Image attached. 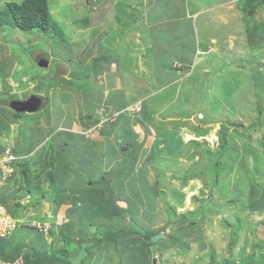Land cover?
I'll list each match as a JSON object with an SVG mask.
<instances>
[{
  "label": "rangeland",
  "instance_id": "1",
  "mask_svg": "<svg viewBox=\"0 0 264 264\" xmlns=\"http://www.w3.org/2000/svg\"><path fill=\"white\" fill-rule=\"evenodd\" d=\"M23 1L24 0H0V11L6 9L10 4H22ZM227 1L228 0H200V5L202 3L201 8L203 7V15L197 21V18L193 21L194 25L196 24L199 27L200 40L213 34L223 37V25L231 26L228 32L231 35L230 39L234 41V39L242 37L244 50L246 49V45L252 40L249 33L245 34L246 32L244 31L246 26H244V24H247V21L249 23L253 21L258 27L255 34L257 35L256 40H252L251 42L252 46L248 51V57L246 56L248 63L245 64L246 66L244 69L253 71L258 65L259 67L252 72L254 74L244 75L242 77V83L245 84H243L239 90L242 96L237 95L236 78L232 80L229 79L227 74L220 73L219 77H216V79L219 80V86L217 87L218 89L216 90L215 96L205 92L204 96L206 97L202 98V105H204V109L202 110H204V113L207 108H210L220 114H214L212 112L209 113L214 115L195 113L193 117L194 120L197 119V121L201 123L200 128L202 130V123H210L214 122V120L216 123H219L220 119L223 118L225 121L223 127L225 126L228 129L227 135L220 133L219 124H214L207 127L206 133L202 134L203 137L200 139L199 137H193L192 140H195L199 144L198 146L196 145V155L199 154L200 162L198 164L194 163L193 167H190L189 170L184 168L183 173L174 168V164L176 165L177 158L180 155V153L177 152L179 149L174 146L163 148L162 152L165 154H163V157H160L159 154L153 155L151 151L149 153L146 152V159H144L142 163H138V160L141 158V156H139L141 154L139 148H137L139 155H136L135 158L132 155H126L128 152H123L122 148H120L121 156H125V161L128 160L127 166L122 165V168L117 167L116 169L119 168L118 172L115 175L109 176L108 181L112 184L109 182H100L96 185L99 189H102L100 188L102 185L105 192L109 193L103 196L108 199L111 198L112 195L110 194L113 192L122 193L128 191V187L135 189L137 184L139 188L135 189V191L141 189V192L143 191L147 196L149 192L151 194L150 198L156 202L157 206L156 210L150 213L151 218L147 221L143 219L141 215L142 212L139 208L133 212L135 215L138 213V218L141 220L140 222L145 224L143 226L137 223V226L143 230L149 227L154 231H159L170 225L173 226V229L175 226H178L176 222H179L183 217L188 219V221L184 222V226H188L192 221L198 222L197 227L191 230L185 237L182 236L184 237L183 246L174 244L170 246L165 254L162 255L157 253L155 257L156 264H264V210H253L252 207L253 201L259 196L260 188L264 186V65L261 64L262 60L264 62V0H257L256 3L249 1L247 6L245 5L247 11H244L246 15L243 13L245 16L243 15L237 20L230 14V12L234 13L233 10L229 9L230 7H226L230 6L226 5ZM242 1L246 3L245 0ZM259 1L262 5L261 7L257 5ZM218 5H220L219 7L221 8L217 9L216 7ZM50 6L53 21L60 25V29H63L65 33V36L61 37L62 40L60 37H55L53 35L47 36L39 31H23L17 27L13 19H6V23L0 26V105L2 108L0 109V126L3 125L0 129H3L4 132H2V134L5 135L9 142H14L17 151L20 150V146L22 148V143H28V145H30L28 140L32 139L34 133L31 131L29 124L26 123L22 127V122L17 123L13 119L11 121L12 113H14L12 109L14 107V99L12 96L18 97V101H20V98L25 100L26 97H31L35 94L46 95V97L50 99V104L46 109L31 114L30 118L26 120L29 121L35 118L38 119V124H44L47 121L56 122L58 120L59 113L63 112V104L60 103V100L66 101V98H78V107L72 113V115L75 116L77 111L85 113V110L88 111V108L100 112L102 106L115 100L114 96H116V92L114 91V80L111 77L112 75L107 74L98 78L95 76L91 65L94 56H97L100 52L105 54L111 53L109 50L103 49V45L97 43L96 39L101 24L104 25V23L97 21L98 12H101V10L103 11L102 5L99 6V3L96 4L94 0H50ZM207 7H209L208 9L210 10L205 12L204 8ZM235 9L238 10L239 8ZM258 9L260 10L259 13L256 12ZM248 11L252 13L250 14ZM253 11H255L254 14ZM218 12H221V16ZM206 13L209 14V17ZM213 15H216L217 19L219 17L224 24L219 21H212L210 17ZM88 18L90 19L89 25L86 23ZM94 21L98 23L95 24ZM110 28H112V26H110ZM239 31H242V33H239L240 36L237 35ZM99 32H102V30ZM253 32L255 33V31ZM184 37L187 38L186 45L190 44L191 35L189 32L187 36L185 35ZM197 45L198 43L196 42L192 63L196 71V76L191 81L183 83L185 87H193L194 89H199L195 85H198L201 80L211 79L214 81L217 75L216 70L206 75V69L213 65L210 63L213 57L210 55L204 56L207 54V50H204L202 54H197L195 50ZM214 49L215 48L212 50L215 51ZM188 50L187 47L181 56L188 57ZM111 51L114 57L123 56V59H125L128 54L127 45L123 40L118 50L113 49ZM63 54H65V58ZM48 56L58 61L71 63L74 70L72 75V77L74 76L73 80H80V78L83 77V80L85 79L84 82L88 84L86 90H82L83 93L81 94L78 90L79 86L76 84V81H74L73 84L77 89L72 87V84L69 85L67 82L69 81L68 79L71 80V75L65 79L60 78L56 82L50 81L54 76L51 69L54 70V68L45 69L39 66V63ZM219 61L222 62L223 59L221 58ZM221 62L219 63L221 64ZM50 65L52 66L53 63L51 62ZM222 67H225V63ZM225 72H228V69H226ZM49 74L51 77L50 79L48 77ZM83 80L80 82L81 85L83 84ZM101 83L103 84L101 85ZM92 85L93 88L91 89ZM252 87L255 88V91L251 90ZM105 88L106 90H104ZM255 94L256 97H254ZM159 100H161L159 97L153 98L150 103H159ZM188 102L189 99L182 95L178 103V106H181L182 111L180 112H182V118L188 116V112L186 111L188 109H183V107H186L184 103ZM12 104L13 106H10ZM99 105L101 106L97 107ZM196 105L197 103H195V100L192 105H189L193 112L198 111L196 109L201 107ZM69 110L72 111L73 108H69ZM230 111L238 113V115L222 114H230ZM22 116L24 118H21L25 121L27 116H24V114ZM91 116H93V113L85 116V119L82 118L85 122H88ZM204 118H206L204 122H201ZM229 119L231 121H238L237 123H228V121H230ZM100 125L101 124H99V126ZM21 131L24 137L27 138L24 142ZM126 131L127 130L124 129V132ZM223 143H225L224 147H222ZM3 147H5V145H3ZM47 150L50 151L51 147H48ZM67 151V158H74L79 162L78 153L75 151L73 153L71 149H67ZM96 152L99 155L98 157L101 158V152L99 150H96ZM48 156L49 159L42 154L31 157L29 164L33 168L31 169L33 177L30 180V186L27 190H25L23 182L21 181V175L15 173L17 171L18 173L20 172L17 169H14L13 176L11 177L13 180L16 178V180L13 182L11 180L7 181V186H2L0 188V199L7 198L10 187L14 188V192L17 196H23L16 197L17 199L22 198L20 204L25 208L18 212L19 218H16L22 219L25 222L21 226L22 231L19 233L21 244L25 243V236L28 235V233L38 237V232L27 229L30 228V226L36 228L32 226V223L34 221L36 222L38 219L37 217L40 215L45 218L43 223L49 220L51 221L53 218L56 222L55 224H59L56 226H63L64 222L67 224L79 218L78 212L75 210L76 213L71 212L68 215H65L60 210L57 211L56 214L47 212L52 203L51 199L50 201L36 200L32 202L33 205H27L26 202L30 198L29 195H31L27 193L28 190L33 191V193L38 194L40 197L46 193L49 196L55 191L50 186L48 179L45 178V173L48 170L47 166L50 164L48 161H50L51 153H49ZM85 156L90 158L93 162L91 164L92 166L88 165ZM168 157L169 160H166ZM219 157L222 160L220 159V166L218 168H222V170L214 171V164ZM109 160H111V158ZM45 161L46 164L44 165ZM94 162L92 156L83 152V165L81 164L83 166V171H81L80 165H78L79 170H77L79 174H82L81 177H83V182L81 181V183L83 184V188L78 190V186L81 183H77L73 187L78 193H82V190L84 192L92 190V183L90 184L88 180L91 177H99L98 175L101 174V172L107 170L103 163L101 166L98 164L99 168H97ZM134 163L135 169L139 166V172L141 170L140 173H137L135 179L134 174H131ZM108 171L110 172V169H108ZM70 177L75 182L74 177L72 175H70ZM178 177L184 186L189 183L186 191L187 193L185 194L189 195L190 189L192 191L190 193L192 196H190L189 203L187 204H184L182 201L184 196L182 195L181 188L169 187V190L165 188V190H168L166 192L161 190V187L166 186L167 182L170 183L175 181ZM38 179L41 189H36L34 186ZM68 180L71 183V180ZM190 181H192V183H190ZM155 186L157 187L155 188ZM213 188L216 190L215 196L209 201ZM109 189L114 190L109 191ZM153 190L155 193H152ZM50 191L52 192L50 193ZM32 197L33 196H31V199ZM115 198L118 199V197ZM7 201L9 207L14 209L17 208L12 199H8ZM207 201L209 202L206 204ZM118 205L122 208L126 207L123 200H118ZM79 206L81 205L79 204ZM171 206H173L174 210ZM104 207L107 208V211H105L104 208L101 209L100 212H98V210L96 212L90 211L87 216L94 214L108 215L111 209H108L107 205ZM57 216H60V218H57ZM131 217L132 216L127 213V218H125V220H96L95 226L103 228L105 225L111 223L114 225L111 228L112 230L114 228V231H117L118 228L133 230L131 226L133 222ZM39 222L42 223L41 221ZM172 229L169 228L168 232ZM135 230H137V227H135L133 231L135 232ZM36 231L41 232L39 229ZM178 232L182 235L184 234V230ZM42 233L45 235L48 245L52 246L53 239L51 235L45 234L44 232ZM167 238V236L165 239L162 237L158 240L160 242H153V248L158 250L159 248H156L157 244H162L160 251H164L170 242ZM15 246L16 244L13 245V247ZM29 250L28 247L24 249L25 252ZM99 253L100 251L95 253L94 259ZM112 253L113 252H111V254ZM114 256H116V254ZM155 258L152 259V264H155ZM129 264H134V261L130 260Z\"/></svg>",
  "mask_w": 264,
  "mask_h": 264
},
{
  "label": "crops",
  "instance_id": "2",
  "mask_svg": "<svg viewBox=\"0 0 264 264\" xmlns=\"http://www.w3.org/2000/svg\"><path fill=\"white\" fill-rule=\"evenodd\" d=\"M135 2L134 0L98 1L99 6L102 5L103 7V11L101 10V12H98L97 21L104 23V25L101 24V27L99 26L102 32H99L100 30H98V33L96 32L97 43L105 45L102 48L109 50H118V46H121L122 40L127 45L128 54L126 58L123 59V56L119 57L118 59L120 62L118 61V64H116L117 66L115 64L111 66L110 63H103L101 73L98 74V78L107 74L112 75L111 77L115 85L114 91L116 92V96H114L115 100L103 106L108 108V114L110 116L115 114L118 115V118L99 126L100 122L98 121L101 116L98 113L95 117L99 118L91 116L88 122H85L83 120L85 116L90 113L95 115L97 112L88 108V111L85 110V113L77 111L75 116H73L72 113L78 107V102L76 98H66V101L60 100V103L63 104V112L59 113L58 120L56 122L47 121L44 124H39L37 126L38 129L33 131L34 135L32 134L33 141H38V143H34L35 149L29 154L31 157L38 154L46 156L48 152L57 154L56 152L63 144H65L67 148L70 143L73 144L72 147L74 151L76 153L80 151L83 157V142L85 141V144L91 145V147H93V153L89 155L94 158L95 167H98V164L101 166L103 163L107 170L101 172V174L98 175L99 177L90 178L88 180L90 184L101 182L104 178L105 180L107 178L105 182H109V176L114 172H118L119 168L116 169L117 167L122 168L123 166H127L128 160L125 161V156H121L120 148H122V146L129 147L127 151L129 153L128 156H134V153L130 151L135 149L137 151V148L141 146V154L139 155L141 158L138 160V163H142L143 160L146 159V152L149 153L151 151L153 155L159 154L160 157H163V148L174 146L179 149L177 152L180 153L176 165L174 164L176 170H180V172L183 173L184 168L189 170L190 167H193L194 163L198 164L200 158L199 154L196 155V147L199 144L195 140H192V138L199 137L200 139L203 137L202 134L206 133L205 131H207L209 125L219 124V130H221L225 123L223 118L220 119L219 123H216L215 120L210 123L204 122L206 119L204 118L201 120V122H204L202 123V130L200 128L201 123H199L197 119H193L195 113H204V110H202L204 109L202 98L206 97L204 93L207 92L215 96L216 90L218 89L217 87L219 86V80H217L216 77H219L220 73H225L229 76V79L233 80V78H236L238 81H236L237 95L242 96L239 91L240 87L244 84L242 83V77L244 75L254 74L252 72L259 67L258 65L253 71L244 69L246 66L245 64L248 63L247 55L252 43L249 42L244 50L242 37H239V39L236 38L234 41L231 40V35L228 33L231 29L229 25H223V37L213 34L200 40L199 27L196 24L194 25L193 22L194 19L197 18V21L203 15V7L201 8L202 3L200 5V0H135ZM245 4L246 3L242 0H228L226 5L230 6L226 7H230L229 9L233 10L234 13L230 12V14L237 20L245 14ZM219 6L220 5L216 8H221ZM208 8L209 7L204 8V11L207 12L210 10ZM235 8L239 9L237 10ZM259 11L258 9L256 12L259 13ZM218 13L221 16V12ZM206 14L209 17V14ZM210 19L212 21L222 22L219 17L217 19L216 15L211 16ZM98 22L94 21L95 24ZM250 24L251 22L249 23L248 21L247 24H244V26H246L244 31L246 32L245 34L248 33ZM110 26H112V28H110ZM188 32L191 35V42L186 45L187 38L184 36H187ZM239 33H242V31L237 33L238 36H240ZM105 42L106 44H104ZM107 42L111 43L108 44ZM196 42L198 43L195 49L197 54H199V52L202 54L204 50H207V54L204 56L210 55L213 57V60L210 62L213 65L206 69V75L210 74L213 70H216L217 74L214 81L211 79L201 80L198 85H195L199 89L188 86L185 87L183 84L186 81H191L196 76V71L192 65ZM187 47L189 49L187 54L188 57L181 56ZM213 48H215V51L212 50ZM221 58L223 59L222 62L219 61ZM219 62H221V64ZM224 63L225 67H222ZM261 64L264 65L263 60ZM226 69H228V72H225ZM71 74L73 75L72 66ZM251 90L255 91V88L252 87ZM182 95L189 99L188 103H184L186 107H183L184 110L188 109L186 110L188 112L186 118L181 117V106H178ZM158 97L161 99L159 103H150L153 98ZM254 97H256V94ZM194 100L195 103H197L196 106H201L196 109L198 110L196 112H193L189 106L190 104L192 105ZM137 104L141 110L139 113L130 115L127 108ZM100 106L101 105L97 107ZM69 108H73V110L70 111ZM209 112L220 114L210 108H207L204 114L211 115L212 113ZM222 114L238 115V113H233L231 111L230 114ZM237 121L230 120L228 123H237ZM124 129L128 132H124ZM217 129L215 130L218 131ZM0 130H2L0 131L2 134L4 131L3 129ZM0 143V145H3L9 142L3 139ZM23 144L24 143H22V147ZM48 147H52L50 151L47 150ZM19 148H21V146ZM96 150L101 152V158L98 157L99 155ZM48 157L49 156H46V158ZM109 157L111 160H109ZM166 160H169V157L166 158ZM90 162L91 164L93 163L91 160ZM76 164L77 166L80 165L81 171H83V163L78 162L76 159H74V166L71 164L72 169L68 172L66 171L68 173V179L75 185L81 183V181L83 182V177H81L82 174L78 175L75 173L76 171L74 172ZM139 168L138 166L135 169V163L133 164L131 174H134V179L137 173L141 172V170L139 172ZM108 169H110V172ZM70 175L74 177L76 183ZM179 179L178 177L175 181L170 183L167 182L166 186L161 187V190L166 192L170 189L169 187L181 188L182 195L184 196L182 201L184 204H187L189 203L190 196H192L190 194L192 191L190 189L189 195H186L185 193H187L186 191L189 183L184 186ZM102 182L104 183V181ZM190 183H192V181H190ZM79 185H82V183ZM125 187L124 189L126 190ZM156 187L157 186H155V188ZM137 188H139L138 184L135 189ZM165 188L168 190H165ZM9 189L10 191L13 190L11 187ZM135 189L128 187V191L122 193L117 192V194L122 195L120 200H123L126 206V201L130 199L131 203L136 206V209L139 208L141 210L143 219L147 221L151 218L150 213L154 212L157 208L156 202L150 198L151 194L149 192L147 196L143 191L141 192V189L136 191ZM113 190L114 189H109V191ZM152 193H155L154 190ZM53 205L55 204H50V208L47 212L54 214L55 206ZM58 206L59 210L65 215L79 211L74 203L69 201ZM171 207L173 208V206ZM78 215L81 219V217H83L82 211L78 212ZM57 218H60V216H57ZM52 221H54L53 218ZM147 228L150 231H154L149 227ZM114 255L115 254H110L109 256L107 252L100 251L99 255H97L95 259L93 258L89 264H120L118 257ZM111 258L113 260H111Z\"/></svg>",
  "mask_w": 264,
  "mask_h": 264
},
{
  "label": "trees",
  "instance_id": "3",
  "mask_svg": "<svg viewBox=\"0 0 264 264\" xmlns=\"http://www.w3.org/2000/svg\"><path fill=\"white\" fill-rule=\"evenodd\" d=\"M98 1L101 0H94L96 4H98ZM249 1L256 3L257 0H246V6ZM257 5L258 7L262 6L260 4V1L258 2ZM50 7H51L50 0H24L22 4H17V3L10 4L6 9L0 11V26L6 23V19H13L17 24V27H19L23 31L26 32L39 31L47 36L53 35L55 37L56 36L60 37L61 39V37L65 36V33L63 29L62 30L60 29V25H58L53 21L52 14L50 12ZM254 13L255 11H253V14ZM84 20H83V26H84ZM86 23L88 25L90 24L89 18L86 21ZM257 29L258 27L252 21L248 27V33L253 41L256 40L257 35L255 34ZM253 31H255V33ZM107 43L110 44L111 42H107ZM104 44H106V42ZM63 57L65 58V54H63ZM55 61L57 60L55 59ZM107 62L110 64L112 63L111 59L109 58V54L105 55L103 52H101L99 56L97 55L96 57L93 58L92 65L94 67L93 70L95 76H98V74L101 73L103 63H107ZM51 71L53 74L54 70L51 69ZM48 77L49 79L51 78L50 74ZM87 85L88 84L86 82H83V84L80 85V87L81 89L82 87L84 89L85 87H87ZM12 97L14 101L18 99V97L16 96H12ZM0 109H2L1 105H0ZM23 114L24 113L14 111V113H12L11 116V121L13 119L17 123L22 122V127L26 123L29 124L32 132L37 130L38 129L37 126L39 125L38 119L34 118L29 121H26L30 118V114H29L26 115L27 117L25 118L26 121L25 122L23 119L24 117L22 116ZM1 127H3V125L0 126V128ZM220 131L221 134L227 135L228 129L224 126L221 128ZM22 138L23 140H27V138L24 137V134H22ZM28 141L30 142V145H28V143L26 144L24 143L23 144L24 147L19 148L20 149L19 151H17L15 148L14 152L19 159L13 163L14 169L20 171L19 173L18 171L15 173L17 175L18 174L21 175L22 177L21 181L23 182L25 190L29 188L30 180L33 177V174L31 173V169L33 168L29 164V161L31 159L30 158L31 156L29 154L35 149L34 143L36 142L38 143V141L36 142L33 141V137L31 140ZM224 145L225 143L222 144V147H224ZM72 146L73 144L70 143L66 148L65 144H63L56 152L57 154L55 153L53 154L51 152H48L46 154V156H48V154L51 153V158L50 161H48L50 164L49 166H47L48 170L45 173L46 174L45 178L48 179L50 186L52 187L53 190H55V191L52 190L53 194L48 196V194L46 193L40 197L38 194L33 193V191L31 190H28L27 193L28 194L30 193L31 196H33V201L34 200L50 201L51 199V202L55 204L53 205L55 206L53 212L54 214H56L57 211L59 210L58 205L67 203L68 201L72 202L74 203L75 207L79 209L78 212L82 211L83 217H81V219L78 218L76 221L68 222L67 224L61 226L60 228L53 226V228L50 230V235L53 239L52 246L48 245L46 241V237L42 232L36 231V229L32 227L28 228L27 230L38 232V237L31 233H28V235L25 236L26 238L25 243L21 244L20 242L21 238L19 233L20 231H22V229L21 227L18 228L15 232L11 234L10 237L0 238L1 260L13 262L19 259L20 257H22L25 264H89L93 260L96 252L105 251L109 254V256L111 252L116 254V256L120 261V264H129L130 260L134 261V264H152L151 261L153 258L156 257L157 253H160L162 255L165 254L166 251L170 248V246L174 244H179L183 246L184 244L183 238L191 230L197 227L198 222L192 221L191 223L188 224V226H184L185 225L184 222L188 221V219L183 217V219H180L179 222H176L178 226H175V228L173 229H172L173 226L170 225L168 227H164L159 231H150L148 230V228H144V227L143 228L145 230H143L142 228L137 226V223H140L143 226L145 224L140 222L141 220L138 218V213L136 215L133 213L137 209L136 206H134V204L131 203V200L129 199L128 201H126L127 206L125 208H122L118 205V200H120V197L122 195H118L116 192H113L112 194H110L112 195L110 199L104 198L103 196H106L109 193L105 192V189H103L102 185L100 187L102 189L96 187V185L99 184L100 182L92 183L93 186L92 190H89L88 192H84L82 190L81 194H77L78 192L73 189L75 184L69 182L68 173H67L69 170L72 169L71 164L72 165L74 164L73 158L66 157L68 153L67 149L68 150L71 149L72 152L74 153V148ZM138 148L141 149V146H139ZM92 150L93 147H91V145L85 144L84 141L83 152L89 155L93 153ZM130 152L134 153L133 156L134 158L136 155H139V152L136 151V149ZM77 153L79 156L78 159L79 162L83 163V159H81L82 153L80 151H77ZM127 155H129V153H127ZM220 157L218 158L217 162L214 164L215 165L214 171L222 170V168H218L220 166V161L222 160ZM47 159H49V157ZM46 161L44 162V165L46 164ZM87 162L88 165H91L89 158H87ZM94 165L96 164L94 163ZM77 170H79V168L76 164L74 172L76 171L75 173L79 175V172ZM116 173L117 172H114L112 175H115ZM14 180H16V178ZM14 180L13 178H11V181ZM102 181H104L105 183V181H107V178L106 180L104 178ZM35 183L36 184H34V186L36 187V189L39 188L41 189L39 179ZM81 188H83V184L78 186V190H81ZM52 191H50V193ZM215 192L216 190L213 188L210 196L211 198L209 197L210 198L209 201H211L214 198ZM16 197H23V196H19V195L17 196L13 188V190L9 192L7 198L6 197L1 198L0 202L8 208V211L15 218H19L18 212H20L21 209L24 210L25 208H23L20 204L21 202L20 200L22 198L17 199ZM115 197H118V199ZM8 199H12L14 201L15 206H17V208L14 209L12 207H9L7 203ZM209 201H207L206 204ZM26 203L27 205H33L28 201ZM79 204L81 206H79ZM105 205H107L108 209H111L108 215L94 214L87 216L88 212L90 211L96 212L98 210V212H100V210L103 208L105 211H107V208L104 207ZM252 207L253 210L256 209L264 210V186L260 188L259 196H257V198L253 201ZM127 213L130 216H132L131 219L133 222L131 226L133 230L135 229V227H137V230H135V232L133 230H124L125 228L124 229L118 228L117 231H114V228L113 230L111 229L114 226L111 223L105 225V227L103 228H99L95 226L96 220H110V219L125 220V218H127ZM37 218L41 222L45 221V218L42 217V215L38 216ZM169 228H171L172 230L168 232ZM181 230H184L183 235L180 232H178ZM160 233L165 234L163 239H165L167 236L168 237L167 240L170 241L169 244L167 245V248L162 252L160 251L162 244L159 245L157 244L156 248L157 249L159 248L158 250H155L152 245L154 244L152 240L153 237L157 236ZM14 244H16L15 247H13ZM26 247L30 249L28 252L24 251ZM111 260L113 259L111 258Z\"/></svg>",
  "mask_w": 264,
  "mask_h": 264
},
{
  "label": "built area",
  "instance_id": "4",
  "mask_svg": "<svg viewBox=\"0 0 264 264\" xmlns=\"http://www.w3.org/2000/svg\"><path fill=\"white\" fill-rule=\"evenodd\" d=\"M19 158L12 154L10 149H7L3 154H0V188L6 184L9 177L13 175V163ZM22 219H16L6 206L0 202V238H8L19 227ZM33 225L44 232L49 233L51 228L50 223L33 222ZM0 264H25L22 257L16 261H3L0 259Z\"/></svg>",
  "mask_w": 264,
  "mask_h": 264
},
{
  "label": "clouds",
  "instance_id": "5",
  "mask_svg": "<svg viewBox=\"0 0 264 264\" xmlns=\"http://www.w3.org/2000/svg\"><path fill=\"white\" fill-rule=\"evenodd\" d=\"M246 5V4H245ZM245 10H246V7H245ZM247 11V10H246ZM248 12H250V14L252 13L251 11H248ZM106 50H109V49H106ZM111 53L109 54V58L111 59V61H112V63L110 64L111 66H113V64H118V61H119V57H114L113 56V54H112V51L111 50H109ZM101 53V52H100ZM100 53L98 54V56L100 55ZM105 54V53H104ZM199 54H200V52H199ZM105 55H107V54H105ZM46 59V58H45ZM52 59V58H51ZM114 59V60H113ZM118 59V60H117ZM57 62H61V63H63V61H56V63ZM108 63V62H107ZM51 64V63H50ZM63 64H65V63H63ZM67 65H71V63H66ZM117 66V65H116ZM50 67V66H49ZM48 67V68H49ZM47 68V69H48ZM70 68H71V66H70ZM92 68H94L93 66H92ZM73 72H74V70H73ZM69 75H71V77H72V74H71V69H70V72H69V74H68V76ZM67 76V77H68ZM67 77H63L64 79L65 78H67ZM74 77V76H73ZM73 77L71 78V80L70 79H68L69 81L67 82L69 85H71L72 87H74L75 89H77L76 88V86L72 83V82H74V81H76V84H78V86L80 87V85H81V81L83 80V77L82 78H80V80H73ZM98 77V76H97ZM51 80H52V78H51ZM85 80V79H84ZM84 80H83V82H84ZM71 81V83H69ZM102 85V84H101ZM78 87V90H79V92H81V94L83 93V91L82 90H86V88L87 87H85L84 89H83V87H82V89H81V87L79 88ZM93 88V85L91 86V89ZM104 90H106V88L104 89ZM71 95V94H70ZM33 96V95H32ZM41 96H45L46 97V95H41ZM48 98V97H47ZM49 99V98H48ZM76 100H77V102H78V98H76ZM18 100H16V101H14L13 100V102H17ZM21 101V100H20ZM49 104H50V99H49ZM49 104H48V106H49ZM105 105H108V103H106ZM47 106V107H48ZM46 107V108H47ZM12 108V107H11ZM45 108V109H46ZM14 110V109H13ZM43 110V109H42ZM141 110V108L139 107V105L137 104V105H134L133 107H129V108H127V111L129 112V114L131 115V114H133V113H139V111ZM15 112H16V110H14ZM40 112V111H39ZM35 113H37V112H35ZM98 113H99V115L101 116L100 117V120L98 121V122H100V124H105V123H108L109 121H112L113 119H116V118H118V115H115V114H113V115H109L108 114V108H105L104 106H102V110L100 111V112H97V114H95V115H93V117L94 118H99V117H95V116H97L98 115ZM24 114L25 115H31V114H34V113H25L24 112ZM106 114H107V116H106ZM106 116V117H105ZM104 118V120H103V118ZM11 124V123H10ZM0 131H2V130H0ZM4 134H1L0 133V137L1 136H3ZM3 139H6V140H8L5 136H3V137H1L0 138V141L2 142L3 141ZM8 142H9V140H8ZM1 144V143H0ZM3 145H5V147H3ZM3 145H0L1 146V150H0V154H3L7 149H10L11 150V152H12V154L13 155H15L16 156V154H15V152H14V150H15V144H14V142H9V143H7V144H3ZM7 145H8V147H7ZM124 147H127V146H124ZM123 146H122V148H124ZM17 157V156H16ZM18 158V157H17ZM96 166V165H95ZM14 168V167H13ZM97 168H99V167H97ZM13 176V175H12ZM11 176V177H12ZM11 177H9V179L7 180V181H10L11 180ZM5 186H7V182H6V184L5 185H3V187H5ZM30 196V198L27 200L29 203H31L32 204V202H34L33 201V197H32V199H31V195H29ZM5 206V205H4ZM38 220V219H37ZM36 220V221H37ZM37 222H39V220L37 221ZM25 222H24V220L20 223V225H19V227L18 228H20L23 224H24ZM43 223V222H42ZM46 223H50L51 224V228H50V230L53 228V226H56V225H59V224H55L56 222L54 221V222H50V221H48V222H46ZM64 224H66V222H64ZM53 225V226H52ZM32 226L33 227H35L34 225H33V223H32ZM31 227V226H30ZM56 227H58V228H60L61 226H56ZM17 228V229H18ZM16 229V230H17ZM34 229H36L37 230V228H34ZM15 230V231H16ZM50 230H49V233L48 234H50ZM14 231V232H15ZM42 232V231H41Z\"/></svg>",
  "mask_w": 264,
  "mask_h": 264
},
{
  "label": "water",
  "instance_id": "6",
  "mask_svg": "<svg viewBox=\"0 0 264 264\" xmlns=\"http://www.w3.org/2000/svg\"><path fill=\"white\" fill-rule=\"evenodd\" d=\"M51 58L47 57L43 61L39 63V66L41 68L47 69L50 66ZM55 72L54 76L52 78V82H56L60 78L67 77L70 72V66L67 64H63L61 62H57L54 66ZM49 104V99L45 96L41 95H33L29 99L24 101H17L14 102V108L17 112L21 113H35L39 112L42 109H45ZM122 150L128 151L129 147H124ZM164 233H160L157 236L153 237V242H156L160 240L162 237H164ZM154 263L156 264V258L154 259Z\"/></svg>",
  "mask_w": 264,
  "mask_h": 264
},
{
  "label": "flooded vegetation",
  "instance_id": "7",
  "mask_svg": "<svg viewBox=\"0 0 264 264\" xmlns=\"http://www.w3.org/2000/svg\"><path fill=\"white\" fill-rule=\"evenodd\" d=\"M48 57H50V56H48ZM45 58H47V57H45ZM50 58H52V57H50ZM57 60V59H56ZM51 62L53 63V65L51 66V67H49V68H54V65H55V63H56V61H55V59H51ZM63 63H65L66 64V62H63ZM54 72H55V69H54ZM54 74V73H53ZM35 95H37V94H35ZM39 95V94H38ZM40 95H42V94H40ZM30 97H26V99L25 100H27V99H29ZM20 100L21 101H24V99H22V98H20ZM10 106H13V104L12 105H10ZM12 109H14L15 110V108L13 107Z\"/></svg>",
  "mask_w": 264,
  "mask_h": 264
}]
</instances>
